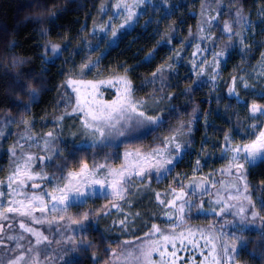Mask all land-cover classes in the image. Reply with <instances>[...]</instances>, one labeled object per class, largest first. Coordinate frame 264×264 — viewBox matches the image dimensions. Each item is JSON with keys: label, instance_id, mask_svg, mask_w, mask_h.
<instances>
[{"label": "trees", "instance_id": "16d2710c", "mask_svg": "<svg viewBox=\"0 0 264 264\" xmlns=\"http://www.w3.org/2000/svg\"><path fill=\"white\" fill-rule=\"evenodd\" d=\"M110 3L111 0H0V177L8 175L17 159L12 156V147L18 141L24 146L20 139L31 129L49 140L48 151L38 157L52 156L51 161L38 159L37 168L56 178L40 180L41 190L55 182L64 184L67 173L78 171L82 163H120L125 147H158L166 136L188 128L197 116L202 119L194 120L191 133L197 146L204 142V146L218 148L229 134L236 142L247 143L263 129L264 117H253L250 108L253 103L264 106V0H155L147 4L135 27L121 32L116 45L91 49L98 41L91 30L106 20L109 11L104 8ZM207 7L220 13L212 31L216 43L228 50L221 70L223 80L216 89L195 86L187 75L189 67L183 63L173 61L172 66H166L174 46L189 48L199 36ZM237 9L242 11V19L234 15ZM225 22L232 25L234 33L223 31ZM248 25L254 27L252 32ZM52 45H58L60 51L54 54ZM100 50L106 52L102 54ZM86 63L90 67L81 73ZM117 77L130 81L131 99L143 102L141 110L161 117L160 122L125 136L113 131L108 135L109 142L89 143L92 133L83 127V114L64 115L71 110L76 96L66 82L76 79L97 83L96 99L111 102L117 99L121 86L98 82L111 79L115 83ZM229 88H234L235 94H229ZM62 115L64 119L59 120ZM25 120L31 128L25 127ZM48 132L53 137H47ZM20 153L18 146L17 155ZM184 166L182 159L175 169ZM245 171L249 190L264 218V157ZM178 183L163 182L152 175L150 181L130 187L125 200L115 201L122 210L111 208L109 196H95L71 205L67 213L74 219L88 212L89 220L84 222L85 228L78 225L72 230L75 244L50 237V246L63 251L58 264H106L111 260L109 248L114 251L127 240L140 239L151 231L152 225L166 227L176 223L178 218L168 202L174 198L172 190L181 187ZM200 197L194 204L203 203L205 210L208 199ZM159 200L166 203L162 205ZM105 205L111 208L108 214L96 215ZM204 210L188 211L186 229L211 233L218 239L210 227L214 214ZM165 212H170L172 218ZM125 218L126 224L121 225ZM0 224L4 225L0 233L1 259L17 250L12 249L16 246L13 241L4 236L13 230L8 227L9 221ZM237 232L242 240L237 260L241 264H264V222L259 229L239 228ZM57 242L63 243L64 249L57 250ZM139 245L146 247L148 243L135 244ZM202 251L207 253L206 248ZM48 252L42 250L45 259Z\"/></svg>", "mask_w": 264, "mask_h": 264}, {"label": "snow or ice", "instance_id": "6c2138e0", "mask_svg": "<svg viewBox=\"0 0 264 264\" xmlns=\"http://www.w3.org/2000/svg\"><path fill=\"white\" fill-rule=\"evenodd\" d=\"M128 9V17L127 19H131L135 13H133L130 7L121 2L116 4V8L120 9L121 7ZM220 13L217 12L216 16H219ZM234 15L238 18L242 17V11L237 9ZM216 16L213 19H216ZM223 31L228 33H234V29L231 24L225 22ZM114 34V33H113ZM239 35V33H235ZM231 38V37H230ZM243 43V40L240 41ZM51 51L55 54L60 51L58 45H52ZM224 51L217 53V56H224ZM90 67L89 64H84L81 68V73L85 69ZM162 71V69H157V72ZM157 73H153L155 76ZM67 86L72 88V91L76 93L74 101H71V110H66L64 115H73V114H83V127L88 129L93 135H98V137L103 140L107 135H111L113 131L116 132L119 136H125L127 134H132L137 130L143 128H149L151 126L158 125L160 122L161 117L153 116L146 113V111L141 110L144 107L143 102L137 103L131 99V85L130 81L126 79V77H117L116 82L114 83L113 80L107 81H99V84H108L109 86L116 87L117 84L121 87L118 88V92L120 93L117 96L116 100L111 102L105 101H98L96 99V94L98 92V84L92 81H84V80H76V79H69L67 82ZM233 83H235V78H233ZM248 85L245 84V87ZM82 88L86 89V91L82 92ZM229 94H235L234 88H229ZM250 112L253 117H256L257 114L261 117H264V106L257 105L253 103L250 108ZM59 120H63L64 116H60ZM14 122V121H12ZM26 128H31L32 125L28 121H24ZM117 125H120L118 128ZM255 127V125H253ZM2 135V133H0ZM47 137H53L52 132H48L46 134ZM21 139L26 140H33V136L27 135L26 137H21ZM225 140L228 141L229 137L225 136ZM163 147H157L152 149L151 152L148 153H126L125 154V164H122L119 169L111 168L105 164L93 165L91 168L87 163H82L78 171H69L67 173L66 180L67 182L61 186V184L57 183L55 185V192H59L60 195L56 196L54 192L49 191H41L39 194L36 192H28L26 189H36L41 188L40 183L38 180H55V177H48L46 174L41 172L33 171L34 164L32 163L34 160H52V156L46 157H35L30 154H24L20 156L17 160L14 161V167L12 169L11 175L8 178L7 187L11 191L9 195H14L16 197H24V199H12L8 201V206L0 208V220H7L9 219V213H15L19 217L26 218L28 221L36 224L42 223H54L55 222V214L60 213V219L63 220L64 216L62 213L66 212L68 208L71 206L70 201L73 199L78 198H86L90 196L97 195V188L104 192L106 197L110 196L111 200L109 201L111 208H116L118 210L121 209V205L116 203V200H125L126 195L128 194V190L130 187H135L138 183H146L150 181L152 178V173H156L157 176L170 172V165H173L177 156L180 154L182 148L184 147L178 140L176 136H170L165 139L163 142ZM44 144L48 145L49 140H44ZM20 147L21 151H23V146L19 145V141L17 145H14L11 149L12 156L17 157V147ZM45 151H48L45 148ZM234 153L231 157V162L229 164L228 171L230 174H235L237 180H245V163L253 162L257 157L264 156V130L260 131L259 134L256 136L251 143L238 145L228 149ZM135 156V160L129 162L128 157ZM243 161V162H241ZM54 163V162H53ZM197 165H199V161H197ZM59 167V166H57ZM233 169L235 172L233 173ZM63 172V168L60 169ZM103 170V171H101ZM223 171V170H222ZM139 178V179H136ZM28 181L32 183L29 184ZM3 182L0 181V184ZM205 183H195L187 185L189 188H193V191L196 189H204ZM15 185V187H13ZM214 186V185H213ZM183 185H181V191L176 193L175 189L172 190L173 199L168 202L169 206L175 207L176 201L183 199L187 193L183 191ZM233 187H236L233 184ZM107 188L110 191H105ZM236 191L239 192L240 189L236 188ZM244 191H248V185L245 182L244 184ZM4 191H0V197H4ZM47 197V200L45 199ZM157 198L159 199V194H157ZM231 200L237 201L240 203L241 197L240 196H232L230 197ZM248 202V205H251L253 210L251 211V219L254 221L258 216L259 213L254 210V205H252L251 198L245 196L243 198ZM51 202V207H48V203ZM127 203V201H125ZM160 204H165L164 200H159ZM216 205H219L218 208H211L208 209L213 212H219L221 216H223L226 212H230L233 207L236 205L230 204L226 201H223L222 198H218L215 202ZM188 206L189 210L191 208H198V210L203 209V203L199 205L192 204L189 200H184V203L180 204L177 211L180 213L179 219L181 222L184 221V213H185V206ZM109 205H105L102 209L96 212V215H107L108 212L111 210ZM39 211L42 214V218H38L34 215L35 212ZM51 213L53 214V219H47L45 214ZM247 209L241 205L237 208V211L234 215L240 217V223H244L248 220L247 216ZM139 215V213H136ZM165 215L171 219L172 214L170 212H165ZM72 224L79 225L82 229L85 228V221L89 220V213L84 212L81 214L80 218L74 219L69 218ZM126 219L121 220L120 224L125 225ZM264 219V218H262ZM11 228V225H8ZM19 227L24 230V232L30 233L36 237L35 245L39 246L42 243L51 244L53 241L49 240L48 236L43 235L41 231L38 229H34L30 226V224L26 223L25 220H21L19 223ZM211 227V226H210ZM4 225H0V233L3 232ZM188 235H185V232L177 233L175 227L173 226L171 229L170 234H164L163 230L160 229L156 225L151 226V231L146 235L152 236L155 234L160 235V239L164 242L163 245H158V241L150 240L148 242V246L146 248H140L139 256H136L137 260L143 258L144 260L148 261L149 264H155L151 260L153 252L159 253L160 261L159 264H176L177 260L182 258L178 257L177 254V242L180 243L182 247H187V245H191L193 248H204L208 245H211L210 254H217V245L215 244V240L217 237L212 235L211 233L205 234L200 233L199 239L204 240V244L200 245L198 242H194L193 239L189 237L194 236L191 229H186ZM9 240L19 239L24 240L26 239L25 236L21 235L19 237L9 236ZM68 241H71L73 244L76 243L74 237H68ZM185 241H187V245H185ZM31 243V241H29ZM83 244L84 242L81 241ZM125 244H131V241H125ZM171 246L173 251L168 252L167 247ZM17 248H22L23 245L17 244ZM87 247H91L90 244ZM231 250L232 253L236 251L235 244H231L228 246H222V252L224 253L225 257L231 264L232 256L229 254ZM28 252H36L34 258L30 261V264H40L39 260V252L34 248H28ZM110 256L113 260H119L120 256L123 255L122 253H117L113 251L111 248L108 249ZM133 255L132 252H128L127 256L131 257ZM201 255H204L203 251H201ZM167 256V259L165 257ZM50 259V258H49ZM208 257L205 256V260ZM24 260V254H20L16 256L14 259L7 262V264H20L21 261ZM213 264H221V260L217 258V255L212 256ZM99 264V262H97ZM187 264V261H185Z\"/></svg>", "mask_w": 264, "mask_h": 264}, {"label": "rangeland", "instance_id": "374dc122", "mask_svg": "<svg viewBox=\"0 0 264 264\" xmlns=\"http://www.w3.org/2000/svg\"><path fill=\"white\" fill-rule=\"evenodd\" d=\"M118 2H121V0H111V5L107 4L104 8L105 12H108L109 15L106 18V20L95 26L91 30V34L95 35L98 39L97 44H94L91 46V49H101L103 48H109L111 46H114L117 44L118 39L120 38L121 32L124 29H132L136 26V24L139 21V18L144 13V9L146 8L147 4L155 2V0H123V3H126L131 11L135 13V15L132 16V18L129 20L128 17V9L124 8L123 6L120 9L116 8V4ZM218 10L213 7H207L204 9L203 13V19L201 24V31L199 36L191 42L190 47L184 45V46H174V49L171 52L170 60H168L167 67L172 66L170 65L173 63V61L177 64H185L188 68L189 80L192 81V83L195 86H204L208 89H216L221 85L222 82V75L221 70L222 66L225 62V59L228 56V50L227 48L221 46L220 44L216 43L214 33L212 31V27L215 25L218 16H216ZM216 16V19H213V17ZM247 29L249 31H253L254 27L251 25H248ZM114 33V34H113ZM248 39V37H247ZM102 52V50H100ZM224 51V56H217L216 54ZM106 52V51H105ZM105 52H102L104 54ZM172 61V62H171ZM94 64V63H93ZM257 105L263 106L260 103H255ZM202 117V116H201ZM201 117H196L193 119V122H189L188 128L179 130L175 132L172 135H168L165 137L168 138L170 136H176L177 140L184 146L180 152V154L177 156L175 162L173 165H170V172L163 173L159 176H157L156 173H152V175H155L156 178L160 181H168L178 183V185H183L185 188H183L184 192L187 193V195L181 199L176 201V206L171 207L174 211L172 213L176 214L175 217L178 218L176 223H172L166 227L158 226L160 229L163 230L164 234H170L172 227H175V230L177 233L179 232H185V235H188L187 231H184V229L187 228V221L185 215H187L189 208L186 205L185 206V213H184V221L181 222L179 219L180 213L177 211L180 204L184 203V200L191 201L192 204L198 199L200 196H205L208 199V205H206V209L204 212H209L210 214H214L211 216L210 226H212L215 229V232L218 236V239L215 240V244L217 245V254H210V248L211 245H208L207 247H204L207 249V253L204 254L203 259L199 260L201 257V248H193L191 245H187V241H185V245L187 247H182L179 242H177V254L178 257H182L177 260L176 264H185V261H187V264H213L212 256L217 255V258L221 260V264H229V261L225 257L224 253L222 252V246H228L231 244H235L236 251L234 253L229 251V254L232 256L231 264H241L237 260V252L240 250L242 246V240L241 236L238 234L237 229L241 230H248V229H259L263 225L264 219H262V213L257 208V204H255L253 195L251 191L249 190V185L247 183V177L245 175V180H237L235 174H230L228 171L229 164L231 162V157L234 155L231 151H228V149L242 145L251 143H242V142H236L233 135L229 134V140L219 145L217 148L216 145H206L204 146V142L200 143V146H197L198 144H195L193 142V139L191 138L192 128L195 127L194 120L202 119ZM1 130V129H0ZM264 130V127L263 129ZM261 130V131H262ZM33 130H29L24 134L22 137H26L27 135L33 136V140H26V139H20V142L24 145L23 151L19 155H17V159L24 155V154H30L35 157H38V154L42 151H45V148L48 149V145L44 144V139L42 136H40L37 132H32ZM256 139V138H255ZM23 140H26L25 142H22ZM110 140V139H109ZM102 142H109L108 141V135L105 136L103 140H101L98 135H93L89 141V143L93 144H100ZM164 143L160 144L158 147H163ZM216 147V149H214ZM157 148L156 146L153 147H125L122 150L121 154V162L115 163L111 161H105L99 164H105L111 168L119 169L122 164H125V154L126 153H148L151 152L152 149ZM264 156L257 157L253 162L251 163H245L244 169L246 170L248 166L256 163ZM16 159V160H17ZM182 159H184L186 166L184 168L175 169L178 162H180ZM135 156L128 157V161H134ZM37 160H34L32 163L34 164L33 171L35 172H43L46 174L43 170H40L37 168ZM197 161H199V165H197ZM243 162V161H241ZM98 164V165H99ZM93 165H89L91 168ZM14 165L11 167L8 175L6 177H0V181L3 183L0 184V191H4L5 196L0 197V208L7 207L8 201L12 199H24V197H16L14 195H9V192L11 191L8 189V178L11 175L12 169ZM223 170V171H222ZM103 171V170H101ZM172 173V177H169V174ZM235 170L233 169V173ZM246 172V171H245ZM47 175V174H46ZM48 176V175H47ZM169 177V178H168ZM195 183H205L204 189H196L193 191V188L187 187V185ZM40 183V180L37 181ZM67 182V181H66ZM65 182V183H66ZM245 182L248 185V191H244V184ZM29 184H31V181H28ZM57 183L55 182L52 186H47L46 188H43V191H49L54 192L56 196H59V192H55V185ZM233 184L236 185V187H233ZM41 185V183H40ZM214 185V186H213ZM63 186V184H61ZM15 187V185H13ZM97 188V195L95 196H105L104 192L99 189V186H96ZM236 188H239L240 191L237 192ZM41 188L36 189H26L28 192H36L39 194L41 191ZM105 191H110L107 188H105ZM176 193H179L181 191L180 188H175ZM195 194V195H194ZM82 197L78 199H73L70 201L71 205H78L81 203L86 202L89 198L95 197ZM195 196V199H194ZM232 196H240L241 200L240 203H237L235 200H231L230 197ZM245 196H248L251 198L252 205H254V210L259 213V216L253 221L251 219V211L253 210L251 205H248V202L244 200L243 198ZM110 197V196H109ZM201 198V197H200ZM222 198L223 201H226L230 204L236 205V207H233L230 212H226L223 216L219 214V212H213L208 209L211 208H218L219 205H216L214 202L218 199ZM47 200V197H45ZM243 205L247 209V216L248 220H246L244 223H240V217L237 215H234V213L237 211V208ZM48 207H51V202L48 203ZM194 208H191L193 210ZM34 215L38 218H42V214L37 211L34 213ZM47 216V219L52 220L53 214L48 213L45 214ZM60 213L55 214V222L54 223H42V224H36L32 223L31 221H28L26 218L19 217L15 213H9V223L11 224V228L13 230H9L8 232L4 233V236L8 238L9 236L19 237L21 235L25 236L26 239L19 240V239H13V243L15 245L21 244L23 245L22 248H17L16 246L12 249L15 251L12 255H5L4 257H1L0 264H7L8 261L14 259L16 256L20 254H24V260L20 262V264H30V261L34 258L36 255V252H28V248H34L39 252V260L40 264H58V259L61 256V253L63 251H56L54 250V246H50V244L42 243L39 246L35 245V239L36 237L33 236L30 233L24 232L23 229L19 227L20 221L23 219L26 223L30 224V226L34 229H38L43 233V235L48 236L49 240L50 237L59 240H67L68 237L71 236L72 230L76 229L78 225L72 224L71 220L69 219L74 218L71 216L70 213L64 212L62 215L64 216V219L61 220ZM3 221V220H0ZM1 225V224H0ZM18 228V229H17ZM73 230V231H74ZM194 236L189 237L190 239L197 238L200 233L195 232L193 233ZM197 235V236H196ZM1 237V236H0ZM199 239V238H198ZM150 240H156L158 241V245H163L164 242L160 239V235L157 233L152 236L145 235L141 237L140 239H132L127 240L131 241V244H121L122 246L115 249L114 251L117 253H122L123 255L120 256L119 260H113L111 257V260L107 262L106 264H149L148 261L141 258L140 260L136 259V256H139L138 249L140 248H146L144 245L135 246L136 243L139 241H143V243H148ZM31 241V243H29ZM194 242H198L199 244L203 245L204 240H194ZM56 244H59V248L57 250L64 249L62 247L63 243L57 242ZM30 245L29 247H27ZM135 246V247H134ZM42 250H49L47 258L45 259L42 255ZM167 251L171 252L173 249L169 245L167 247ZM128 252H132L133 255L131 257L127 256ZM205 256L208 257L207 260H205ZM50 258V259H49ZM167 259V256L165 257ZM151 260L155 262V264H159L160 257L159 253L153 252ZM199 261V262H198Z\"/></svg>", "mask_w": 264, "mask_h": 264}]
</instances>
